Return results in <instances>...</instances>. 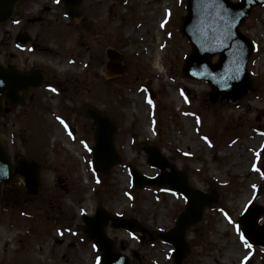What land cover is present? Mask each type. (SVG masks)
Here are the masks:
<instances>
[{"label":"rangeland","instance_id":"obj_1","mask_svg":"<svg viewBox=\"0 0 264 264\" xmlns=\"http://www.w3.org/2000/svg\"><path fill=\"white\" fill-rule=\"evenodd\" d=\"M42 2L30 1L28 10L48 4L43 20L0 25V63L35 65L47 74L29 104L0 118L11 155L42 165L37 195L17 205L0 198V264H100L99 249L82 230V213L98 207L149 231L170 230L186 199L166 188L133 187L130 166L159 173L147 162L144 142L189 169L194 186L219 194L187 231L192 251L181 264H264V248L249 244L238 223L249 204L264 206V4L242 26L256 44L248 63L255 90L227 104L211 102L208 83L182 72L191 50L179 30L186 0H84L76 20L63 17L53 0ZM24 27L38 47L15 42ZM107 48L122 53L123 75L109 77ZM86 104L110 111L119 127L121 162L108 174L91 167L95 129ZM16 185L9 188L25 191L23 181ZM105 230L130 264H174L173 246L163 240L110 223Z\"/></svg>","mask_w":264,"mask_h":264},{"label":"water","instance_id":"obj_2","mask_svg":"<svg viewBox=\"0 0 264 264\" xmlns=\"http://www.w3.org/2000/svg\"><path fill=\"white\" fill-rule=\"evenodd\" d=\"M26 0H0V24L7 22L13 16H19L20 8ZM65 11L72 18L79 17V6L83 0H62ZM264 0H187V13L182 17L180 32L191 43V52L186 56L182 71L188 78L206 80L211 87L209 99L216 103L222 100L228 104L243 99L250 91L255 90L253 79L248 71V60L254 52L252 40L241 31L253 7L261 5ZM30 37L25 33L17 36L19 43L25 44ZM218 55L217 61L213 57ZM107 63L110 74H123L126 66L121 64L123 56L115 49L107 50ZM46 76L43 72L32 71L23 73L14 67L4 68L0 64V117L4 110L3 98L8 107L6 112L16 104L28 103L30 87L41 86ZM24 95H20V91ZM86 115L95 123V144L93 146L92 166L95 172L108 173L120 162V155L115 148V136L118 126L111 113L101 111L92 105H85ZM147 161L158 168L160 174L149 177L137 168H131L132 181L135 187L146 185L167 187L178 191L186 198L187 204L179 213L175 226L169 231L149 232L174 246L173 262L181 264L191 253L192 246L186 239L187 231L196 225L204 216L206 207H214L219 202V196L214 188L204 192L194 187L189 180V169L180 170L158 146H147ZM40 163L25 157H18L16 164L12 163L7 148L0 140V196L4 183L9 186L23 179L27 191L24 195H10L5 190L7 203L18 204L29 194H37L42 183L40 180ZM264 208L252 204L240 217L239 222L245 237L253 244L264 246V225L257 227V221ZM83 231L94 240L101 251V264H130L128 256L118 251L114 241L108 237L105 227L110 221L115 228L122 227L130 231L138 229V223L128 219L115 217L103 208H98L93 216L83 214Z\"/></svg>","mask_w":264,"mask_h":264},{"label":"flooded vegetation","instance_id":"obj_3","mask_svg":"<svg viewBox=\"0 0 264 264\" xmlns=\"http://www.w3.org/2000/svg\"><path fill=\"white\" fill-rule=\"evenodd\" d=\"M30 1H32L33 2V0H28L25 4H24V6L22 7V16H21V18L24 20V21H26V23H36V22H38V21H41V20H43V17H45L46 16V13L49 11V10H51L52 8L48 5V4H44V5H42V6H40L38 9H36L35 11H34V13H30V10H28L29 9V5H30ZM37 2H38V0H36ZM54 1V4H56V5H59V8H61L62 10H61V14H62V16H65V12H64V10H63V4H62V2L60 1V0H53ZM43 2H42V0H40V5L42 4ZM31 19H39L38 21H35V20H33V21H31ZM43 23V22H42ZM24 31H27V30H25V27H24V29H23ZM36 39V38H35ZM31 45H32V47L33 48H36V47H38L39 46V42L36 40V41H32L31 42ZM30 45V46H31ZM4 66H10V65H14V63H2ZM38 68H41V67H35V65H33L31 68L30 67H27V68H20V69H24V70H27V71H31V70H36V69H38ZM45 71V70H44ZM46 72V71H45Z\"/></svg>","mask_w":264,"mask_h":264},{"label":"bare ground","instance_id":"obj_4","mask_svg":"<svg viewBox=\"0 0 264 264\" xmlns=\"http://www.w3.org/2000/svg\"><path fill=\"white\" fill-rule=\"evenodd\" d=\"M58 132H60V129L58 130ZM69 146V145H68ZM70 148H73V146H69ZM235 249H232V252H234Z\"/></svg>","mask_w":264,"mask_h":264},{"label":"trees","instance_id":"obj_5","mask_svg":"<svg viewBox=\"0 0 264 264\" xmlns=\"http://www.w3.org/2000/svg\"><path fill=\"white\" fill-rule=\"evenodd\" d=\"M214 145H215V143H214Z\"/></svg>","mask_w":264,"mask_h":264}]
</instances>
